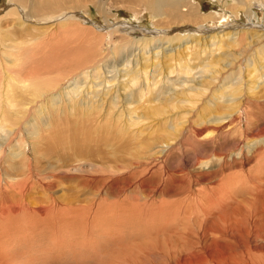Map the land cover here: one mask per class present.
<instances>
[{
    "label": "bare ground",
    "instance_id": "6f19581e",
    "mask_svg": "<svg viewBox=\"0 0 264 264\" xmlns=\"http://www.w3.org/2000/svg\"><path fill=\"white\" fill-rule=\"evenodd\" d=\"M84 1L8 0L0 15V29L7 23L9 26L17 25L30 32L32 38L38 37L39 32H45L44 37H52L59 32L56 40L48 39L52 41L46 47L40 46L41 39L28 46L0 43V167L8 163L12 169L4 176L0 174V264H22L30 258L36 260L37 251V255L32 253L29 258L23 256L26 248L32 251L36 246L48 247L51 244L61 250L60 246L71 241L66 238L70 226L75 228L84 222V231L91 228L92 233L95 226L106 228L109 219L122 220L123 213L126 222L132 225L130 229L139 223L146 229L165 219L167 223L163 221L155 232L164 235L172 227V233L136 246L125 241L120 243L119 239L117 247L122 248L126 244L127 248L120 249L122 253L115 264H264V125L238 127L240 108H246L248 118L250 113L251 101L242 98L243 95L233 98L224 113L216 110L212 116H202L197 124L182 126L165 140L148 144V151H142L144 159L138 154L133 155L129 163L124 162L125 158L120 162L117 157L109 166L101 164L113 171L108 173L104 185L107 182L117 189L120 178L124 184L130 183L128 176H124L131 171L130 168H141L140 174L147 178L140 185L148 190L143 204L131 201L123 208L117 207L115 202V205L112 202L103 205L101 201H93L89 205H61L63 201L50 195V203L45 205L41 202L39 205L37 199L28 198L26 192L35 187V180H18L23 174V165L34 179L44 162L50 167L49 175L57 181L76 175L70 168L82 164V152L88 149L89 143L101 140L100 134L118 135L116 139H121L127 133L128 125L118 124V118H113L111 109H124L128 91L140 87L144 95L143 86L146 85L150 95L153 91H167L168 88L164 100H149L141 95L138 102L142 109L138 110V116L129 114L134 124L170 111L169 105L178 89L167 87L170 71L159 59L167 46L187 41L192 45L194 38L198 42H208L213 36L231 35L244 40L247 46L262 43L264 47V32L261 30L250 28L200 35L191 31L192 28H184L183 33L158 39L141 33L137 51H128L127 47L122 50L120 43L106 50L102 48L104 26L97 29L87 25L82 14H88L91 2ZM149 2L148 6L154 13L170 12L182 18L189 17L193 19L192 24L199 26L213 15L200 13V5L194 0ZM55 6H58L55 11L37 14ZM231 6L236 14L243 11L251 17L256 9L264 11V0H235ZM52 16H55L53 21L50 19ZM34 18L38 19L36 21L50 19L54 23L47 27L41 23H30ZM106 27L110 34H126L117 25L108 24ZM212 65L205 71L211 77L221 70ZM124 110L129 113L130 108ZM224 114L226 116L223 117ZM235 128H239L243 135L237 148L200 157L197 164L203 168L197 175L193 173L182 179L189 187L171 186L178 173L166 166L170 150L172 153L178 149L187 137L199 142L216 141L221 134H228ZM152 162L164 167L163 175L158 176L159 171L150 166ZM214 173L218 177L215 178ZM198 182H207V185L200 186ZM42 184L45 187L53 185L43 181ZM150 185L155 186L150 188ZM9 187L19 190V198L6 194ZM159 189L165 192L177 189L174 193L177 195L173 194L176 198L156 199L154 193ZM13 245L16 251H12ZM40 252L39 255L46 253L43 248Z\"/></svg>",
    "mask_w": 264,
    "mask_h": 264
},
{
    "label": "rangeland",
    "instance_id": "374dc122",
    "mask_svg": "<svg viewBox=\"0 0 264 264\" xmlns=\"http://www.w3.org/2000/svg\"><path fill=\"white\" fill-rule=\"evenodd\" d=\"M194 1L199 3L200 13L213 14L211 17L202 21L201 25L203 26L192 24V18H182L175 13L169 12L161 15L154 13L148 6V4H150L149 0H96V3H94V0H86L84 1L85 3H91H89L88 14L84 15L83 13L82 16L87 19V25L95 26L97 29H101V27L104 26L102 28L103 31H105L102 48L106 50H108L111 45L120 43L122 45V50H125L127 47L128 51L133 49L137 51L138 42H141V33H144V36L147 37L153 35L155 37L157 36L155 39H158L159 37L171 36V34L175 35L177 32V34L183 33L184 28L186 30L192 28L191 31H196L200 35H211L215 32L222 31H245L250 28L264 32V11L261 9H256V12L249 17L243 11L239 12L240 15L236 14L231 6V3L235 2V0ZM7 2L8 0H0V15L8 4ZM101 5H103V9ZM57 7L58 6H55L52 10L39 11L40 13L37 14L55 11ZM54 17L55 16H52L50 19L53 21ZM50 19H39V21H36L38 19L34 18L30 23H41L42 26L47 27L54 23ZM184 19H186L185 22H181ZM186 22H188L189 25ZM7 24L3 25L2 29H0L1 44L6 43L10 45L15 43L17 45L28 46L27 44L31 42L35 44L37 40L41 39L42 42L40 46L46 47L52 40H56L59 36V32H56L52 37H48L47 35L44 37L45 32H39L37 33L38 37L32 38L31 36L33 35L26 29H22L17 25L9 26ZM108 24L117 25L119 28L121 27V31L124 33L126 32V34H118L117 32L114 35L110 34L106 27ZM190 25L197 26L189 27ZM159 27L161 28L159 29ZM26 31L28 33H26ZM4 38H6V40H4ZM48 39L52 40L50 41ZM157 42L159 41L157 40ZM157 42L153 43L156 44ZM187 43L189 42L175 43L173 46L169 45L159 56L163 67L170 71V81L167 87L173 89L175 86L178 89L176 97H174L172 104L169 105L170 111L154 115L148 120L134 124L135 121L129 114L131 113L138 116V110L142 109L138 101L142 98L141 95L143 94L140 91V87H135L134 90L128 91L124 109L130 108L129 113L124 109H111L113 118H118V124L128 125L127 133L124 134L121 139H116L118 135L113 137L112 134L102 133L100 134L102 137L101 140L94 144L93 142L92 144L88 142V149L81 154L83 158L82 164H76L70 168V171L76 175H68L64 177L65 179H57V181L60 180L58 182L49 175L48 170L50 167L44 162L41 163L39 167L38 171L40 173L36 174L37 176H35L34 179H31L27 167L23 165L21 168L23 174L20 175L18 180L22 178H26L28 181L35 180L36 188L34 187L26 192L28 198L33 200L37 199L36 201L40 202L39 205L42 203L45 205L50 203V195L55 196L60 202L63 201L61 205H67L66 203L89 205L93 201H101L103 205L112 202L113 205L116 204L117 207L120 206L123 208V205L131 201H137L143 204L145 194L148 190L145 186L141 187L140 185L141 181L147 178L140 174L141 168H130L131 171L124 175L128 176L131 180L130 183L124 184L125 181L120 178L119 181L121 183L117 189L116 187H112V184H107V182L106 185H104V182L108 179L106 178L108 173L111 174L113 171H111L109 167L103 168L101 164L105 163L109 166L111 163L115 162L114 160L117 157L120 159V162L121 159L125 158L124 162L129 163L130 159H133V155H142V151H148V144H152L156 140L163 141L165 138L175 133L176 130L182 129V126L195 125L202 116H212L215 114L216 110L224 113L227 104L233 98H239L242 95V98L251 101V104L249 102L250 113L248 118L246 108L243 106L240 108V110H242L240 111V122L238 127L240 128V125L243 128L246 127V125L255 127L264 125L263 44L251 43L247 46L244 40H237L231 35L222 38L213 36L208 42H198L194 38L192 45ZM164 45H166L165 41ZM186 46L187 48L184 49ZM145 56H147V54H145ZM212 64L217 65L221 70L220 73L211 77L205 71L210 69L213 66ZM201 80L203 81L202 84H200ZM143 89L145 92L143 97H147L149 100H164L168 91V88L167 91L162 90L160 92H154L152 89L153 93L148 95V87L144 85ZM134 108H136V111H134ZM119 112L120 114H118ZM224 116H226V114H224L223 117ZM239 128H235L228 134H221L216 141L199 142L193 140L194 138L190 136L185 138L178 149H175L172 153L170 150L166 166L170 171L173 170L178 173L177 179L171 186L187 189L189 184L186 181L182 182V179H187L188 176L193 173L197 175L198 171L203 168L197 164L200 157L211 156L213 153L229 152V150L237 148L239 141L243 138ZM149 149L151 148L149 147ZM74 156L76 157V154ZM139 157L144 159L145 156L143 154ZM77 158L81 157L77 156ZM153 163L154 162H152L150 166L155 167L156 170L159 171L158 176L159 174L163 175L162 170H164V167ZM158 166L159 168H157ZM11 170L8 163H4L2 167H0V174L4 176L7 174V171L10 172ZM114 177L117 178V176ZM214 177H218V174L216 173L215 175L214 173ZM42 181L51 182L53 185L45 187ZM198 184L200 186H206L207 182H198ZM154 186L155 185H150V188ZM175 190L178 191L177 189ZM175 190L165 192L159 189L154 194L156 199L160 200L161 198H176V196H174L177 195L174 194L176 192ZM6 194H13L14 198H19L18 189L9 187ZM172 195L173 197H171ZM136 196L138 198H135ZM123 216L124 218H122L125 220V213H123ZM123 219H109L106 228L105 226H95L92 228V233H90L91 228L84 231V222L77 224V226H80L79 228H77V226H75V228L70 226V229L68 228L69 230L66 233V238L71 241L68 240L64 243V246H60L62 248L61 250L51 244L48 246L50 247L49 250H47L48 247L41 244L40 245L43 247L34 246L35 248L34 250L32 249V251L26 248L23 256L28 257L32 253L38 255L36 256L37 258H35L36 260L30 258L28 262L24 261L26 263L22 262V264H115L119 258L118 256L122 253L121 250L127 248L126 244L129 243L131 244L130 246H136L146 241L155 240L160 236L166 237V234L172 233V227H170L164 235L155 232L162 225L163 221L167 223L165 219L161 220L158 224L149 225L146 229L142 223L135 224V228L130 229L132 225H129V223L126 222V220L123 221ZM137 220L138 219H135V221ZM144 224H149V222H144ZM146 231H148L147 234H144ZM79 232L82 234H79ZM76 233L77 235H75ZM119 239L120 243L125 241L124 243L126 244L123 246L124 248L117 247V245L120 244ZM114 245L115 247H113ZM51 246L53 247L51 248ZM42 248L46 253H44V255H39V253L42 252H40ZM21 250L22 248L20 251ZM12 251H16L14 245ZM119 251V255L116 254ZM14 259H16V255ZM12 264H16V262Z\"/></svg>",
    "mask_w": 264,
    "mask_h": 264
}]
</instances>
